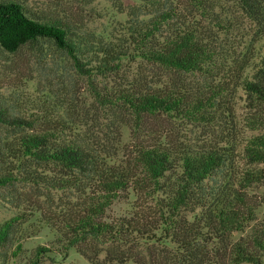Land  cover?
Returning <instances> with one entry per match:
<instances>
[{"label": "trees", "instance_id": "obj_1", "mask_svg": "<svg viewBox=\"0 0 264 264\" xmlns=\"http://www.w3.org/2000/svg\"><path fill=\"white\" fill-rule=\"evenodd\" d=\"M137 2L115 41L0 2V48L66 53L98 105L92 116L54 107L25 116L0 94V201L16 211L0 225V260L48 227L54 241L29 264L71 250L91 264H264L261 205L232 167L239 131L228 101L240 88L264 114V0ZM241 29L252 36L244 51L223 38ZM179 122L207 139L185 142ZM248 143L264 164V134ZM247 175L260 182L264 169ZM118 201L132 209L113 215Z\"/></svg>", "mask_w": 264, "mask_h": 264}, {"label": "rangeland", "instance_id": "obj_2", "mask_svg": "<svg viewBox=\"0 0 264 264\" xmlns=\"http://www.w3.org/2000/svg\"><path fill=\"white\" fill-rule=\"evenodd\" d=\"M19 1L37 14L51 17L69 18L83 23L86 29L117 40L124 35L126 22L130 19L131 7L137 0H0V2ZM253 28V27H252ZM236 30L230 36H223L226 43L235 49L244 51L252 43L250 32ZM135 64H129L127 71H134ZM111 83L109 82V89ZM0 94L12 101L22 115H29L43 108L56 110L66 116L67 110L75 108L87 116L97 111V103L90 91L86 78L77 74L70 57L50 46L40 48L28 46L16 54H10L0 48ZM233 111L231 120L237 125L239 139L234 146L233 165L235 177L248 186L250 196L259 201L258 222L264 223V180L249 182V172L264 169V164L253 163L247 153L248 141L264 134V114L254 108L252 98L242 89H235L228 98ZM62 106L60 108H55ZM54 107V109L52 108ZM69 110V112H70ZM181 137L185 142H202L207 133L198 125L177 123ZM217 124V129L218 128ZM1 130V128H0ZM124 141H129L130 130L123 127ZM4 134H10L4 129ZM227 172L218 173L215 181H227ZM251 179V178H250ZM212 184V183H210ZM134 201V198H131ZM131 202L118 201L112 208L113 215H122L132 209ZM16 211L0 201V225L13 217ZM55 239L54 231L45 227L40 233L23 241V251L19 257L0 260V264H29L39 246H48ZM44 264H91L75 250L67 257L52 254L44 258Z\"/></svg>", "mask_w": 264, "mask_h": 264}]
</instances>
